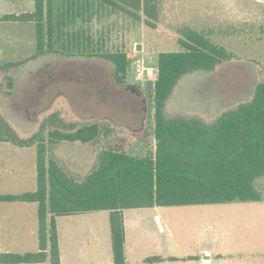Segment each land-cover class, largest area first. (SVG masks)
<instances>
[{"label": "rangeland", "instance_id": "1", "mask_svg": "<svg viewBox=\"0 0 264 264\" xmlns=\"http://www.w3.org/2000/svg\"><path fill=\"white\" fill-rule=\"evenodd\" d=\"M32 10L33 0H0V18ZM54 17L56 50L123 52L143 60L153 74L160 53L179 51L176 40L182 29L210 32L231 59L211 73L185 75L166 103L167 117L211 123L249 101L264 78V0H160L154 29L93 0H54ZM34 52L31 23L0 21V115L20 138L43 127L46 159L68 165L76 180L95 168L99 152L112 141H131L129 156H154V83L134 79L129 69L125 83L116 85L111 66L97 58L45 55L25 61ZM92 123L106 124L111 131L91 144L48 141L49 131L76 130ZM15 149L19 178L15 193L21 194L32 188L30 174L36 176V147ZM254 185L263 200L264 179H256ZM173 209L178 230L189 219L183 214L185 206Z\"/></svg>", "mask_w": 264, "mask_h": 264}, {"label": "trees", "instance_id": "2", "mask_svg": "<svg viewBox=\"0 0 264 264\" xmlns=\"http://www.w3.org/2000/svg\"><path fill=\"white\" fill-rule=\"evenodd\" d=\"M93 1L156 28L160 0ZM0 21L33 25L35 52L25 61L45 55L97 58L111 66L116 85L125 83L130 69L126 53L73 54L54 48L58 31L54 0H33L31 12L4 15ZM176 43L179 51L162 52L157 57L153 157L129 156L126 149L131 141H112L99 152L95 168L76 180L55 160L46 159L43 127L22 139L0 115V142L36 147L35 191L0 197V201L35 203L38 224L37 251L0 253V264H59L54 222L59 216L108 211L113 264H125L123 210L262 201L254 182L264 179V78L255 85L249 101L224 111L211 123L167 117L166 103L185 75L211 73L232 57L214 42L210 32L184 28ZM110 131L106 124L92 123L76 130L49 131L48 141L91 144Z\"/></svg>", "mask_w": 264, "mask_h": 264}, {"label": "crops", "instance_id": "3", "mask_svg": "<svg viewBox=\"0 0 264 264\" xmlns=\"http://www.w3.org/2000/svg\"><path fill=\"white\" fill-rule=\"evenodd\" d=\"M15 154V145L0 142V197L16 195ZM34 176L29 192L36 189ZM214 205L185 206L189 221L178 230L176 206L123 210L125 264H264V199ZM109 215L55 217L59 264H113ZM37 231L35 203L0 201L1 254L37 251Z\"/></svg>", "mask_w": 264, "mask_h": 264}, {"label": "built area", "instance_id": "4", "mask_svg": "<svg viewBox=\"0 0 264 264\" xmlns=\"http://www.w3.org/2000/svg\"><path fill=\"white\" fill-rule=\"evenodd\" d=\"M129 62L130 71L134 79H145L148 82L155 83L157 79V68L154 70L155 73L153 74V70L151 68H147L144 61L134 55L129 57Z\"/></svg>", "mask_w": 264, "mask_h": 264}, {"label": "water", "instance_id": "5", "mask_svg": "<svg viewBox=\"0 0 264 264\" xmlns=\"http://www.w3.org/2000/svg\"><path fill=\"white\" fill-rule=\"evenodd\" d=\"M137 50H138V51L140 50V47H139V46L137 47Z\"/></svg>", "mask_w": 264, "mask_h": 264}]
</instances>
